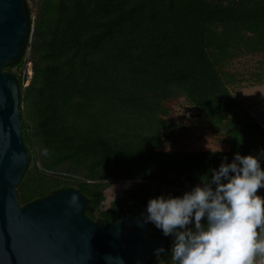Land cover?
Masks as SVG:
<instances>
[{
    "label": "trees",
    "instance_id": "16d2710c",
    "mask_svg": "<svg viewBox=\"0 0 264 264\" xmlns=\"http://www.w3.org/2000/svg\"><path fill=\"white\" fill-rule=\"evenodd\" d=\"M24 2L25 46L5 68L18 82L30 151L22 205L75 189L89 218L112 225L136 219L152 197L183 195L225 157L264 149V127L232 91L240 80L227 69L264 54V0H37L35 17ZM256 79L264 83V74ZM178 98L230 148L160 149L178 127L166 118V103ZM127 180L135 190L103 209L105 191ZM149 233L167 245L147 264H171L172 237L152 223Z\"/></svg>",
    "mask_w": 264,
    "mask_h": 264
},
{
    "label": "water",
    "instance_id": "95a60500",
    "mask_svg": "<svg viewBox=\"0 0 264 264\" xmlns=\"http://www.w3.org/2000/svg\"><path fill=\"white\" fill-rule=\"evenodd\" d=\"M25 9L24 0H0V264H109V256L124 264H147L167 240L149 233L146 208L136 219L124 216L106 226L87 216V199L75 189L20 202L17 189L30 151L18 82L5 68L24 49Z\"/></svg>",
    "mask_w": 264,
    "mask_h": 264
},
{
    "label": "clouds",
    "instance_id": "9594fccd",
    "mask_svg": "<svg viewBox=\"0 0 264 264\" xmlns=\"http://www.w3.org/2000/svg\"><path fill=\"white\" fill-rule=\"evenodd\" d=\"M264 149L236 152L183 195L149 199L145 223L172 237L171 264H256L264 257ZM75 199V198H74ZM165 252L156 249L157 257ZM109 264H124L107 257Z\"/></svg>",
    "mask_w": 264,
    "mask_h": 264
},
{
    "label": "rangeland",
    "instance_id": "374dc122",
    "mask_svg": "<svg viewBox=\"0 0 264 264\" xmlns=\"http://www.w3.org/2000/svg\"><path fill=\"white\" fill-rule=\"evenodd\" d=\"M28 2L29 9L35 17L37 0H28ZM26 66L27 71L30 72L28 62ZM227 69L235 73L240 80L239 84L231 86L232 91L242 103L243 108L249 110L264 127V83L256 79L258 74H264V54L244 56L233 60ZM12 72L20 77L24 75L25 68L15 67ZM30 78L31 76L25 85L29 84ZM166 104L170 111L169 116L166 117L167 120L178 127L171 138L163 142L160 149L200 151L230 148V144L224 142L223 135L214 132L210 124L185 98L171 100ZM136 187V183L128 180L116 182L105 191L106 200L102 208H110L114 200L128 196V192L134 191ZM257 191L259 195L264 196V189L259 188ZM257 258L256 264H264V257Z\"/></svg>",
    "mask_w": 264,
    "mask_h": 264
},
{
    "label": "built area",
    "instance_id": "2783aa9c",
    "mask_svg": "<svg viewBox=\"0 0 264 264\" xmlns=\"http://www.w3.org/2000/svg\"><path fill=\"white\" fill-rule=\"evenodd\" d=\"M28 64H29V66H30V67H29V70H30V72H31V71H32V63L29 62Z\"/></svg>",
    "mask_w": 264,
    "mask_h": 264
},
{
    "label": "crops",
    "instance_id": "0c3cea01",
    "mask_svg": "<svg viewBox=\"0 0 264 264\" xmlns=\"http://www.w3.org/2000/svg\"><path fill=\"white\" fill-rule=\"evenodd\" d=\"M258 259V258H257Z\"/></svg>",
    "mask_w": 264,
    "mask_h": 264
}]
</instances>
